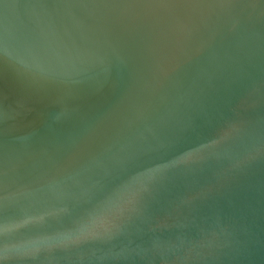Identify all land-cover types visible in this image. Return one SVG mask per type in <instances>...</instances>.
<instances>
[{
  "label": "water",
  "instance_id": "1",
  "mask_svg": "<svg viewBox=\"0 0 264 264\" xmlns=\"http://www.w3.org/2000/svg\"><path fill=\"white\" fill-rule=\"evenodd\" d=\"M0 264H264V0H0Z\"/></svg>",
  "mask_w": 264,
  "mask_h": 264
}]
</instances>
